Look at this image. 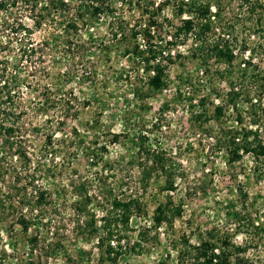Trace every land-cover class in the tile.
Instances as JSON below:
<instances>
[{
  "label": "rangeland",
  "instance_id": "1",
  "mask_svg": "<svg viewBox=\"0 0 264 264\" xmlns=\"http://www.w3.org/2000/svg\"><path fill=\"white\" fill-rule=\"evenodd\" d=\"M110 1L113 13L102 16L85 33L94 43L87 57L97 62L95 81L87 78L79 61L70 67L54 62L55 96L86 98L91 104L55 132L54 156L47 150L39 158L41 138L31 137L37 156L33 161H41L36 179L46 192V203H21L24 174L18 175L17 162L0 161V264H178L174 247L180 248L185 240L195 245L209 231L226 234L235 245L244 246L246 264H264V159L255 161L244 154L227 163L232 130L257 121L264 134V0H217L220 13L211 17L202 45L191 33L173 36L175 27L191 18L187 13L177 15L178 3L209 2L214 7L216 0H146L142 7L126 0ZM149 14L162 22L156 39L173 55L166 68V86L154 93L147 86L152 73L144 70L139 58L123 55L124 47L109 31L115 20L134 23L145 21ZM16 19L32 25L27 14L16 8L0 12V23ZM218 39L227 43L231 62L212 56L210 47ZM2 46L0 59L6 58L9 68L25 77L30 64L16 50ZM65 67L73 76H68L69 81L57 80V70ZM21 91L26 96L36 94L25 85ZM164 102L167 108L161 113ZM111 134L120 135L117 143H110ZM141 137L147 147L173 158V190L162 192V179L153 176L143 191L135 157ZM82 184L90 199L85 208L79 204ZM108 190L121 199L138 195L147 205L148 215L130 218L128 239L121 248L115 247V237L101 247L97 241L103 235L108 203L102 197ZM166 196L182 205L181 217L172 227H162L157 240L150 233L142 247L133 250L137 231L151 226L152 213ZM22 216L30 222L27 231L19 224ZM31 239L36 242L31 244ZM108 245L118 254L108 256Z\"/></svg>",
  "mask_w": 264,
  "mask_h": 264
},
{
  "label": "trees",
  "instance_id": "2",
  "mask_svg": "<svg viewBox=\"0 0 264 264\" xmlns=\"http://www.w3.org/2000/svg\"><path fill=\"white\" fill-rule=\"evenodd\" d=\"M128 1L142 7L141 3L146 0H126ZM178 4L177 15L181 17L187 13L191 18L181 26L175 27L173 36L187 37L191 33L201 43L213 23L211 17L215 19L220 13V4L217 0L214 7L209 2L197 5L195 1H191L184 5L179 1ZM14 8L20 10L21 14H27L32 25L28 27L21 19L3 21L0 23V39L4 40L0 41V44L3 45V50L10 47L11 50H16L19 57L30 64V68L27 69L31 70L22 77L18 71L9 68L6 58L0 59V149L2 150L0 161L7 162L8 165L9 162H17L20 170L18 175L24 174L25 185L20 188L24 197L20 198V202L24 205H29L31 202L42 205L46 203L47 195L45 190L38 186L36 179L40 177L37 171L41 161L38 160L37 163L33 161L37 156L35 157L34 154V141L31 137L41 138L42 145L40 153L37 154L39 158V154L47 150H50V154L54 156L58 149L53 140L55 132L61 131L68 119H76L81 110L91 104L86 98L80 100L67 94L61 97L55 96L54 86L58 83H54V62L66 63L70 67L74 62L79 61L85 69L87 78L94 82L97 76V62L87 57V52H90L94 43L85 38V33L90 32L102 16L112 14L113 8L110 0H0V12H8ZM142 12L149 11L142 8ZM147 18L145 21L134 23L115 20L111 23L109 31L110 37L124 47L123 55L139 58L144 70L152 73L147 80V86L149 92L154 93L166 86V68L171 63L173 55L168 51L169 48L163 45L161 39H156L159 31L163 29L162 22L150 14ZM139 41H142V44H139ZM210 52L217 59L226 58L228 62L232 60L225 40L218 39L213 42ZM44 62L51 64L42 67L41 63ZM69 67H65L64 71L57 70V80L73 76L69 75ZM81 77L82 75L78 78ZM22 85H25L30 93H36L35 96H26L21 91ZM134 93L138 95L139 89H135ZM204 101L202 100L201 106L204 105ZM160 108L161 113H164L167 103H162ZM221 110V107L216 109L219 113ZM97 124L98 122L94 121L93 129L97 128ZM251 126H242L238 131H231L228 136V164L239 161L244 154H251L255 161L264 159V134L257 121ZM119 138L120 135L111 134L110 143H117ZM102 150L106 149L102 148ZM136 156H138L136 166L140 173L143 191L146 192L153 176L162 179V192L174 189L176 169L173 158L168 153L147 147L146 138L141 137L135 152ZM31 166H34V169H31ZM78 193L81 200L79 204L85 208L86 202L88 203L90 199L84 184L79 186ZM102 198L108 206L102 217L103 235L99 236L97 241L101 247L105 241L113 242L115 237L117 238L115 247H119L123 240L128 239L126 233L129 231L130 218L148 215L147 205L138 195H129L121 199L112 195V190L106 191ZM182 212V205L175 204L166 196L165 202L155 207L151 216V226L137 231L132 249L141 248V244L147 240L150 233H154V239L157 240L158 231L164 226L172 227L176 219L181 217ZM19 224L24 231L30 227V222L24 216L20 217ZM93 232L97 233L98 230L94 229ZM29 242L34 244L36 239H31ZM106 250L108 256L112 253L118 254L111 245H108ZM174 250L178 264H189L191 261L200 264H246L244 256L246 248L235 245L228 235H220L214 231L200 235L195 245L185 240L180 248L174 247Z\"/></svg>",
  "mask_w": 264,
  "mask_h": 264
}]
</instances>
